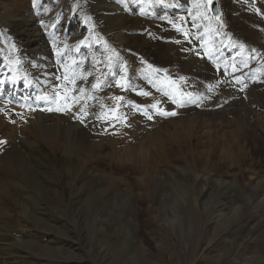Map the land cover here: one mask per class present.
I'll return each instance as SVG.
<instances>
[{
    "label": "rangeland",
    "instance_id": "obj_1",
    "mask_svg": "<svg viewBox=\"0 0 264 264\" xmlns=\"http://www.w3.org/2000/svg\"><path fill=\"white\" fill-rule=\"evenodd\" d=\"M49 1L0 0V23H4L6 9L21 16L37 8L38 14L44 12L41 28L47 20L50 25L62 22L70 13L72 21L81 25V34L76 32L80 39H74L71 31L64 34L68 38L66 46L49 37H45L47 41L44 38L43 47L50 48L47 51L54 57V67L57 65L58 69L57 82L52 88L66 95L67 102L74 101L73 80L88 75L90 68L95 70L100 86L87 88L94 97L83 91V111L71 119L87 132L89 141L84 142L86 135L72 132L66 141L57 142L56 147L46 142L44 154L38 151L39 144L44 145L42 142H8L9 137L22 130L29 114L13 109L5 111L6 107L0 112L5 116L0 120V141H4L0 144V157L8 151L16 152V157L10 159L11 163L6 164L5 169L12 174V182L24 183L12 188L3 186V191L1 186L0 201L9 200L13 194L14 201L29 206L31 214L37 218L35 223L25 218L20 220L19 215L29 216V211L25 207L16 208L14 201L11 205H1L5 213L0 217L9 225H0V244H3L0 254H21L22 243L28 242L22 234L31 231L36 234L31 237L36 245L59 250L57 254L42 251L34 258L28 255L34 252L25 244L22 251L27 257H23L30 261L36 259L39 264H80L73 261L72 256H83L90 264H126L131 257L132 264H264V208L261 207L264 205L260 203V200L264 201V9L260 8L264 6V0H211V5L213 1L218 4L215 17L208 0H184L175 6H172L173 0H154L155 6L161 4L174 9L171 13L173 22H166L172 34L165 35L160 31L162 21L157 16L144 18L148 24L137 28V32L121 33L126 39V44L119 43L121 48L117 46L114 29L102 30L101 15L96 4L93 6L94 0H60L59 8H56V0L46 7ZM115 3L118 0H112L109 9H105L110 16L115 14ZM180 4L184 6L179 7ZM256 9L260 10L259 14ZM10 32V27L0 26V52L7 47L10 57L19 60L15 56L17 44L13 39L21 38ZM132 35H137L139 40L132 39ZM3 38L9 39L1 41ZM158 44L174 47L178 53L174 56L180 60H187L191 53L209 62L198 48L202 44L208 55L215 59L213 63L209 62L214 68V79H204L197 68L185 69L173 60L163 65L162 59L169 56H164ZM216 50L220 57L214 55ZM219 63L231 67L232 72H222ZM246 71L250 75L243 81L230 83V78H235L231 74ZM75 75L80 77L77 79ZM52 103L47 102L45 111L49 117L57 118V114L67 112L65 107L63 111H56L57 106H49ZM157 109L176 114L165 116ZM188 110H199L202 115L197 119L201 121L184 119L182 116L188 115ZM241 120L246 122L243 126H240ZM212 123H215L214 127ZM10 124L14 129H6ZM237 139L241 145L239 150L235 147ZM2 172L0 168V178ZM50 185L53 191L61 192V203L58 208L55 205L42 214L44 210L37 202L44 199L45 189L42 188L49 190ZM31 189L32 197L26 194ZM68 214L74 220L70 221ZM36 223L46 227L38 225V228ZM14 228L19 229L18 232ZM101 250L105 259L97 257ZM53 257H57V261L54 262Z\"/></svg>",
    "mask_w": 264,
    "mask_h": 264
},
{
    "label": "bare ground",
    "instance_id": "obj_2",
    "mask_svg": "<svg viewBox=\"0 0 264 264\" xmlns=\"http://www.w3.org/2000/svg\"><path fill=\"white\" fill-rule=\"evenodd\" d=\"M52 1V2H51ZM49 1V4L46 5L49 6L50 4L53 3V0ZM58 6L56 8L61 7V3L60 0H56L55 1ZM89 2V1H88ZM154 0H118V3H115L116 6V11H115V15L114 16H110L107 11L105 9L108 8V6H110L112 4V0H94V5L96 4V8L99 12V14L101 15L99 17V19L102 21V24L100 26H102V30H110V29H114L117 32L116 35V40L117 42V46L119 45V43H122L121 45L126 44L125 43V38L122 36L121 33H124L125 31H133L137 32L136 29L137 28H142V26H144L147 22L144 21V18H148V17H156L160 18L162 16V18H160V21H162V24L159 25L160 26V31L162 33H164L165 35L169 33V35H171V31L169 30V26L167 23H170L171 20V13H173L174 9L172 8V6H175L177 2H185L184 0H173V5L171 3L172 6H162L161 4L159 5H154L153 4ZM250 2V1H248ZM228 4V2H226ZM254 3V2H253ZM259 3V2H258ZM83 4V2H82ZM185 4V3H184ZM184 4H180L179 7H181L182 5L184 6ZM202 5V3H201ZM230 4H228L227 6H229ZM53 6H55L53 4ZM89 6V5H88ZM231 6V5H230ZM226 7V6H225ZM103 8V11L101 13V10ZM261 9H264V6H260ZM63 8H61L60 10H62ZM109 9V8H108ZM167 9V10H166ZM222 9V8H221ZM165 10V12L163 11ZM179 10V9H178ZM6 12H4V16H3V20L4 23H0V26H5V27H10L12 29V33L16 34L19 38H21L20 40L17 39H13L15 41V43L17 44L16 50L17 52L15 53L16 57H19V60H14L13 58H11L10 54L7 53V47H5L1 52H0V112L3 111V109L5 108V111L7 110H15V111H22L23 113H26L27 115L29 114L30 116L27 117V123L22 126V130H20L19 133H17V135L13 136V137H9L8 138V142L9 141H13V142H32L30 144H33V142L39 144L38 142H42L44 145L39 144V147L36 146V144L34 143V148L38 147V151H40L41 153L44 154V151H46V147L47 144L49 142H51V144H55L57 142H64L66 141L68 135L70 133L74 134L75 132H79V136L82 135H86V131H84L83 129H81L78 124L72 122V118L82 109V107L84 106V100H85V94H83V91H86L87 93L88 91V87L93 85H98L99 81L96 79L97 75L95 74V70L91 69L88 71V75L84 76L82 75V78L80 76L79 80H73V82L75 81V92L73 97L75 98L74 101H70L67 102L66 95H63L62 92L59 91H55L53 87V84H56L57 81L56 78L58 77V69H57V65L54 67V62L52 58V55L49 51L48 48L43 47V43L46 40L45 37H49L51 38L53 42L56 43H61V44H66V40L68 38H65L64 34H67L66 32L71 31L73 33L72 37L74 39H80V37L77 36L76 32H80L81 34V25H79V23H75V21H72V15L69 13L65 16L64 21L62 20V22H56L50 25L49 21L47 20L46 25H43L42 28L40 27L41 22L40 20L45 19L42 18V13L44 14V12H41V14H38V9L36 8L34 11H30L27 13H23L21 16H16L12 14L11 10H5ZM65 12V11H64ZM67 13V11H66ZM130 13H132V15H130ZM143 13V14H141ZM112 14V13H111ZM162 14V15H161ZM48 15V14H47ZM65 15V14H64ZM207 15V14H206ZM46 16V15H45ZM141 16V17H139ZM174 16V14H173ZM80 17V16H79ZM167 17V19H166ZM204 17V16H203ZM207 17V16H206ZM84 18V17H83ZM254 18V17H253ZM100 21V22H101ZM167 22V23H166ZM173 22V21H172ZM208 22V21H207ZM43 23V22H42ZM210 23V22H209ZM45 24V23H44ZM148 24V23H147ZM211 24V23H210ZM85 25V24H84ZM158 26V25H157ZM156 26V27H157ZM212 27V26H211ZM241 27V26H240ZM47 29L45 31L44 34L41 33V30ZM169 30V31H168ZM212 30V29H211ZM84 31V30H83ZM113 31V30H112ZM215 31V30H214ZM3 32V31H2ZM8 32V31H7ZM70 32V33H71ZM11 33V32H10ZM11 33V34H12ZM4 34V33H3ZM145 34V33H144ZM174 34V33H173ZM45 35V36H44ZM125 35V34H124ZM6 36V35H5ZM133 38L132 39H136L137 41L139 40L137 35H132ZM176 36V35H175ZM12 37V36H11ZM45 38V40H44ZM48 38V39H49ZM173 38V37H172ZM1 39V38H0ZM6 39L9 38H3L1 41H5ZM112 39V38H111ZM164 39V38H163ZM47 41V40H46ZM45 41V42H46ZM114 41V40H113ZM134 41V40H133ZM164 41H166V39H164ZM159 42V41H158ZM69 43V42H68ZM113 43V42H112ZM47 44V43H46ZM114 44V43H113ZM171 44V43H169ZM100 45V44H99ZM66 46V45H65ZM116 46V45H115ZM157 46H159L160 50L162 53H164V56H169L167 58H163L162 63L163 65L166 66V64H168L171 60L179 62L182 64V66L185 69H192V68H197L200 72L201 71V77L204 79H208V80H212L214 79V68L213 66L207 62L206 60L201 59L200 57L196 58L194 57L191 53H188V58L187 60H180V58H176L174 55L176 54V56L178 55V53L176 51H174V47L172 46H168V44L162 45V44H158ZM10 47V46H8ZM60 47V46H59ZM119 48H121L120 46H118ZM133 47V46H130ZM102 48V47H101ZM117 48V47H116ZM118 48V49H119ZM15 49V48H14ZM126 49V48H125ZM157 49V48H156ZM66 50V49H65ZM73 50V49H72ZM10 51V50H9ZM13 51V49H12ZM10 51V52H12ZM61 51V50H59ZM67 51V50H66ZM80 51V50H79ZM158 51V50H157ZM217 51V50H216ZM219 51V50H218ZM15 52V51H14ZM69 52V51H68ZM83 51H81L82 53ZM175 52V53H174ZM58 53V52H57ZM80 53V54H81ZM89 53V52H88ZM87 53V54H88ZM154 53V52H153ZM180 53V52H179ZM212 53V52H211ZM210 53V54H211ZM13 54V53H12ZM64 54V53H63ZM62 56H65V54ZM73 54V53H72ZM183 54V53H182ZM227 54V53H226ZM71 55V54H70ZM69 55V56H70ZM85 55V52H84ZM163 55V54H162ZM173 55V56H170ZM186 55V54H185ZM54 56V55H53ZM74 56V55H73ZM92 56V55H91ZM90 56V57H91ZM72 57V56H71ZM87 57V56H85ZM73 58V57H72ZM91 60V59H89ZM73 61V60H72ZM94 61V60H93ZM92 61V62H93ZM70 62V61H67ZM90 62V61H89ZM91 63V62H90ZM161 63V67L162 66ZM263 63V62H262ZM68 64V63H67ZM71 64V63H70ZM94 64V63H93ZM84 65V64H83ZM67 66V65H66ZM94 66V65H93ZM65 67V66H64ZM92 67V66H91ZM68 68V67H67ZM75 68H78L75 67ZM74 68V69H75ZM175 68V67H174ZM218 69V68H217ZM67 70V69H66ZM76 71V70H75ZM164 71V70H163ZM77 72V71H76ZM118 72V71H117ZM217 72V70H216ZM71 73V71H70ZM199 74V73H198ZM216 74V73H215ZM218 74V73H217ZM61 75V74H60ZM68 75V74H67ZM66 75V76H67ZM70 77L72 76L71 74H69ZM65 76V77H66ZM76 76V75H75ZM76 76V78L78 79V77ZM110 76V75H109ZM192 76V75H190ZM219 76V75H218ZM258 76V75H257ZM68 77V76H67ZM200 77V78H201ZM98 78V77H97ZM198 78V77H197ZM217 78V76H216ZM219 78V77H218ZM67 79V78H66ZM71 79V78H69ZM199 79V78H198ZM68 80V79H67ZM122 79H120L121 81ZM70 81V80H69ZM72 81V80H71ZM124 82V81H123ZM259 83V82H258ZM115 85V83H114ZM100 86V85H98ZM209 86V85H208ZM97 88V86H96ZM101 89V87H99ZM241 88V86H240ZM95 89V88H94ZM109 90L111 89V85L108 88ZM107 89V90H108ZM131 89V88H129ZM221 89V88H220ZM259 89V88H258ZM83 90V91H81ZM97 90V89H96ZM95 90V91H96ZM91 91V89H90ZM59 92V93H57ZM102 92V91H101ZM105 92V91H104ZM108 92V91H106ZM105 92V93H106ZM153 92V91H152ZM90 93V92H89ZM257 93V92H256ZM161 94V93H160ZM261 94V93H260ZM259 94V95H260ZM89 95V94H88ZM253 95V94H252ZM91 97H94L91 93L90 95ZM88 96V97H89ZM153 97H155L154 95H152ZM159 97V96H158ZM157 97V98H158ZM70 98V97H68ZM261 98V97H260ZM84 99V100H83ZM87 99V98H86ZM97 100V99H96ZM263 100V99H262ZM48 101H52V104H49V106H57L60 108L65 107L66 109V113L64 114H57V118L56 117H49L45 111L48 109ZM93 101V100H92ZM109 101V100H108ZM94 102V101H93ZM125 103V102H124ZM95 104V103H94ZM100 105V104H99ZM185 105V104H184ZM261 105V103L259 104ZM68 106V107H66ZM98 106V105H97ZM116 106H118L116 104ZM122 106V105H121ZM22 107V108H20ZM168 107V106H167ZM92 109L94 108L93 106L91 107ZM119 108V107H118ZM122 109V108H121ZM186 109V108H185ZM212 109V108H211ZM94 112V111H93ZM97 112V111H96ZM252 112V111H251ZM90 113V112H89ZM95 113V112H94ZM188 115L184 114L185 116H182L184 119L186 120H192V121H198L200 122L197 117H200L202 114H200L199 110H188L187 111ZM88 114V113H87ZM206 114V113H203ZM72 115V116H71ZM79 115V113L77 114ZM209 115H212L211 113ZM216 115V114H215ZM208 116V115H206ZM5 116L3 114H0V120L2 118H4ZM84 117V116H83ZM163 117V116H162ZM181 117V118H182ZM203 119V116L201 117ZM200 118V119H201ZM22 120V119H21ZM163 120V119H162ZM213 121V118H212ZM214 122V121H213ZM245 120H241V125L243 126L245 124ZM4 124V123H3ZM215 123H212V127H214ZM23 125V124H22ZM202 125V124H201ZM4 126V125H3ZM7 126V125H6ZM162 126H164L162 124ZM188 128V127H187ZM202 128V127H200ZM8 130H12L14 129V127L10 124L8 125V127L6 128ZM243 129V128H242ZM86 130V129H85ZM150 132V131H149ZM6 133V132H5ZM84 134V135H83ZM240 134H242V132L240 131ZM154 136V135H153ZM155 136H157V134H155ZM154 136V137H155ZM23 137V138H22ZM31 137L34 138V140L31 139ZM77 137V136H76ZM85 137V136H84ZM161 137V136H159ZM174 137V136H173ZM76 139V138H75ZM81 139V138H80ZM158 139V137H157ZM82 141V140H81ZM89 140H87V135L84 138V142H87ZM157 141V140H155ZM48 142V143H46ZM79 142V140H78ZM45 143H46V147H45ZM81 143V142H80ZM92 143V142H91ZM146 143V142H145ZM161 143V142H159ZM50 144V145H51ZM85 144V143H84ZM60 145V144H59ZM66 145V144H65ZM80 145V144H79ZM103 145V144H102ZM187 145V144H185ZM184 145V146H185ZM77 146V145H76ZM81 146V145H80ZM183 146V147H184ZM64 146L62 145V148ZM85 147V145H84ZM89 147V145H88ZM97 147V146H96ZM99 147V145H98ZM143 148V150L145 149L144 145L141 146ZM235 147L238 148V150L241 148V145L238 143V139L236 140L235 143ZM75 148V147H74ZM82 148V147H81ZM87 148V147H86ZM100 148V147H99ZM139 148V147H138ZM186 148V147H185ZM72 149V148H71ZM101 149V148H100ZM183 149V148H182ZM51 150V149H50ZM55 150V149H54ZM78 150H79V146H78ZM81 150V149H80ZM88 150V149H87ZM140 151L142 149H139ZM195 150V149H194ZM37 151V152H38ZM69 151V150H68ZM76 151V150H75ZM84 151V150H83ZM86 151V150H85ZM91 151V150H89ZM86 151V152H89ZM135 151H138L135 149ZM3 152V151H2ZM56 152V151H55ZM54 152V153H55ZM71 152V151H70ZM82 152V151H80ZM134 152V151H133ZM4 153V152H3ZM50 153V152H49ZM57 153V152H56ZM69 153V152H68ZM76 153V152H75ZM129 153V152H128ZM181 153V152H180ZM179 153V154H180ZM20 154V152H19ZM39 154V153H38ZM59 154V152H58ZM70 154V153H69ZM68 154V155H69ZM73 154V152L71 153ZM100 154V153H99ZM141 153H139L140 155ZM143 154V153H142ZM141 154V155H142ZM165 154V153H164ZM188 154V153H187ZM190 154V153H189ZM16 152L15 151H8L6 152L3 156L0 157V168H2L3 172H2V178H0V187L2 186L1 191H3L4 187L3 186H9L10 188L12 187H17L18 184H24L21 180V182H16L14 183L11 181L12 180V174L7 172V169H5V165L11 163V158H15L16 157ZM40 155V154H39ZM42 155V154H41ZM40 155V156H41ZM60 155V154H59ZM67 155V154H66ZM94 155V154H93ZM46 156V155H45ZM44 156V158H45ZM51 156V155H50ZM70 156V155H69ZM91 156V155H90ZM88 156V157H90ZM129 156V155H128ZM132 156V155H130ZM134 156V154H133ZM135 156H137L136 152H135ZM185 156V155H184ZM55 157V156H54ZM53 157V158H54ZM186 157V156H185ZM184 157V158H185ZM32 158V157H31ZM52 158V157H51ZM63 158V157H61ZM94 158V157H93ZM92 158V159H93ZM147 158V157H146ZM71 159V158H70ZM32 160V159H31ZM35 160V159H34ZM32 160V161H34ZM60 160V159H59ZM83 160V159H82ZM89 160H91V158H89ZM37 162V160H35ZM34 161V162H35ZM39 161V160H38ZM44 161V160H43ZM46 161V160H45ZM66 161V160H65ZM130 161V160H129ZM128 161V162H129ZM150 161V160H149ZM70 162V161H69ZM144 162V161H142ZM141 162V163H142ZM41 163V162H40ZM38 163V164H40ZM81 163V162H80ZM147 163V161L145 162V164ZM35 164V163H34ZM49 164V163H48ZM55 164V162H54ZM57 164V163H56ZM66 164V163H65ZM73 164V163H72ZM71 164V166H72ZM77 164V163H76ZM148 164V163H147ZM146 164V166H147ZM43 165V164H42ZM47 165V164H46ZM68 165V164H67ZM66 165V167H67ZM79 165V164H78ZM49 166V165H48ZM50 167V166H49ZM48 168V167H47ZM57 168V167H56ZM154 168V167H152ZM59 169V168H57ZM69 169V167H68ZM194 169V168H193ZM48 170V169H47ZM62 170V169H61ZM71 170V169H70ZM74 170V169H73ZM146 170V169H145ZM32 171V170H31ZM49 171V170H48ZM80 171V170H79ZM58 172V171H57ZM61 172V171H60ZM84 172V171H83ZM147 172V171H146ZM45 173V172H44ZM148 173V172H147ZM180 173V171H179ZM183 173V172H182ZM84 174V173H83ZM145 174V173H144ZM181 174V173H180ZM38 175V174H37ZM49 175V174H48ZM52 175V174H51ZM55 175V174H54ZM100 175V174H99ZM107 175V174H106ZM43 176V174H42ZM41 176V178H42ZM46 176V175H45ZM63 176V175H62ZM80 176V175H79ZM87 176V175H86ZM105 176V175H104ZM180 176V175H179ZM52 177V176H51ZM54 177V176H53ZM71 177V176H69ZM91 177V176H90ZM143 177V176H142ZM148 178V176H146ZM145 177V178H146ZM154 179V175L152 176ZM164 177V176H163ZM59 178V176H58ZM77 178V177H76ZM144 178V177H143ZM39 179V178H38ZM55 179V178H54ZM60 179V178H59ZM68 179V178H66ZM41 180V179H40ZM57 180V179H56ZM70 180V179H69ZM72 180V179H71ZM144 180V179H143ZM159 180V179H158ZM67 181V180H66ZM85 181V180H84ZM106 181V180H105ZM259 181V180H258ZM55 184V180L53 181ZM68 182V181H67ZM75 182V181H74ZM94 182V181H93ZM112 182V181H111ZM119 182V181H117ZM122 182V181H121ZM147 182V180H146ZM199 182V181H198ZM46 183V182H45ZM44 183V186H45ZM52 183V182H50ZM78 183V182H77ZM158 183V182H157ZM80 184V183H79ZM78 184V185H79ZM111 184V183H110ZM113 184V183H112ZM185 184V183H184ZM183 184V185H184ZM261 184V183H260ZM53 185V184H52ZM58 185V184H57ZM83 185V184H80ZM109 185V184H108ZM192 185V184H191ZM49 186V185H48ZM47 186V187H48ZM64 186V185H63ZM76 186V185H75ZM85 186V184H84ZM113 186V185H112ZM154 186V185H153ZM186 186V185H185ZM196 186V185H195ZM78 187V186H77ZM110 187V186H109ZM116 187V186H115ZM120 187V186H119ZM62 188V187H61ZM85 188V187H84ZM88 188V186H87ZM261 188V187H260ZM18 189V188H17ZM45 189V191H43V197L44 199L39 200L37 203V205L42 206V210H44V213H48L50 207L54 208L53 206L56 205V207L58 208V205H60L61 203V192L58 191H53L51 189V185L49 190H47L46 188H42ZM58 189V188H57ZM56 189V190H57ZM67 189V188H66ZM76 189V188H75ZM92 189V188H91ZM104 189V188H103ZM182 189V188H181ZM227 189V188H226ZM13 190V189H12ZM15 190V189H14ZM38 190V189H36ZM63 190V189H62ZM81 190V189H80ZM41 191V190H40ZM79 191V190H78ZM113 191V190H112ZM203 191V190H202ZM42 192V191H41ZM77 192V190L75 191V193ZM86 192V191H85ZM195 192V191H194ZM205 192V191H204ZM203 192V193H204ZM12 193V192H11ZM34 192L32 191V189L30 190L29 194L32 197V194ZM72 193V192H71ZM90 193V192H89ZM94 193V192H93ZM113 193V192H111ZM37 194V193H36ZM42 194V193H41ZM80 194V193H79ZM78 194V195H79ZM82 194V193H81ZM17 195V193H16ZM21 195V192H20ZM40 195V194H39ZM203 195V194H202ZM18 196V195H17ZM41 196V195H40ZM74 196V194H73ZM76 196V195H75ZM158 196V195H157ZM19 197V196H18ZM34 197V196H33ZM39 197V196H38ZM218 197V196H217ZM20 198V197H19ZM65 198V195H64ZM77 198V196H76ZM81 198V197H80ZM15 197L13 194H10V199L9 200H2L0 201V215L1 213H5V211L3 210V208L1 209V205H11V203L14 201ZM24 199V198H23ZM28 200V199H27ZM32 200V199H30ZM34 200V199H33ZM78 200V199H77ZM81 200V199H80ZM197 200V199H196ZM63 201V200H62ZM79 201V200H78ZM263 205H264V201L260 200ZM15 202V207L16 208H21V207H25L28 209L29 211V216H25L24 214H20V220L22 218H25L27 220H31V222L35 223L36 215L35 214H31V210L28 207L24 206L22 201H14ZM26 202V201H25ZM29 202V201H28ZM27 202V203H28ZM81 202V201H80ZM101 202V201H100ZM63 203V202H62ZM36 204V202H35ZM74 204V203H73ZM76 204H78V202L75 203V206H77ZM103 204V203H102ZM30 205V203L28 204ZM106 205V204H105ZM208 205V204H207ZM219 205V204H218ZM224 205V204H223ZM33 206V205H32ZM68 206H70V204H68ZM72 206V204H71ZM35 207H37L35 205ZM132 207V206H131ZM205 207V206H204ZM264 208V206H261ZM205 209V208H204ZM232 209V208H231ZM237 209V208H236ZM41 210V209H40ZM39 210V211H40ZM51 210V209H50ZM58 210V209H57ZM206 210V209H205ZM219 210V209H218ZM34 211V210H33ZM59 211V210H58ZM75 211V210H74ZM166 211V210H165ZM231 211V210H229ZM35 212V211H34ZM38 212V211H37ZM76 212V211H75ZM71 213V211H70ZM78 213V212H76ZM224 213V212H223ZM222 213V214H223ZM79 214V213H78ZM127 214V213H126ZM197 214V213H196ZM216 214V213H215ZM219 214V213H218ZM69 215V214H68ZM44 216V215H43ZM73 216V214H72ZM139 216V215H138ZM198 216V215H197ZM18 217V216H17ZM68 218L73 219V217H71L70 215L68 216ZM6 219V218H5ZM12 220V219H11ZM19 220V221H20ZM74 220V219H73ZM92 220H94L92 218ZM109 220V219H108ZM13 222V220H12ZM25 222V221H24ZM59 222V221H58ZM74 222V221H73ZM86 222V220H84L83 224ZM109 222V221H108ZM130 222V221H129ZM124 223V222H123ZM128 223V222H127ZM222 223V222H221ZM90 224V223H89ZM0 225L4 226H8L9 222L5 221L4 219H1L0 217ZM20 225V223L18 224ZM22 225V224H21ZM20 225V226H21ZM32 225V224H31ZM37 227L38 225H42L45 226L44 224H35ZM229 225V224H228ZM1 226V227H2ZM33 226V225H32ZM79 226V225H78ZM92 226V225H91ZM134 226V224L132 225ZM46 227V226H45ZM39 228V227H38ZM49 228V227H48ZM76 228V227H75ZM79 228V227H78ZM95 228V227H94ZM102 228V227H101ZM164 228V227H163ZM254 228V227H253ZM252 228V229H253ZM2 229V228H1ZM5 229V228H4ZM16 230V228H14ZM27 229V228H26ZM14 230V232H15ZM19 230V229H17ZM16 230V231H17ZM23 230V229H22ZM65 230V229H64ZM104 230V229H103ZM13 231V230H12ZM124 231V230H123ZM127 231V230H126ZM1 232V231H0ZM9 232V231H8ZM18 232V231H17ZM39 232V231H38ZM42 232V231H41ZM79 232V231H78ZM92 232V231H91ZM118 232V231H117ZM116 232V233H117ZM120 232V231H119ZM118 232V233H119ZM13 234V232H11ZM36 233V231H35ZM40 233V232H39ZM101 233V232H99ZM105 233V232H104ZM2 234V233H1ZM15 234V233H14ZM43 234V233H40ZM138 234V233H137ZM23 238L27 237L28 242H24L22 243L21 249L25 250V244L26 247L34 252V253H28V255H32L35 256L34 258H38L41 254V252L43 251V253H48V254H57L56 249L52 248L51 246L47 247V246H40V245H36L34 240L31 239V237H34L36 234H32L31 231L30 232H24L22 234ZM47 235V234H46ZM103 235V234H102ZM115 235V234H114ZM9 236V235H8ZM39 236V235H38ZM4 238L5 235H4ZM10 238V237H9ZM7 238V240L9 239ZM22 238V240H23ZM42 238V237H41ZM45 238V237H44ZM43 238V239H44ZM91 238V236L89 237ZM97 236L95 237V240ZM103 238V237H102ZM14 239V237H13ZM12 240V239H11ZM30 240V241H29ZM47 240V239H46ZM48 240H50V238H48ZM54 240V239H53ZM94 240V239H93ZM10 241V239H9ZM51 241H52V237H51ZM7 243V242H6ZM21 243V242H20ZM53 243V242H52ZM63 243V242H62ZM71 243V242H70ZM15 244H12V246ZM83 245V244H82ZM0 246H3V244H0ZM72 246V245H71ZM8 247V246H7ZM10 247V246H9ZM210 247V246H209ZM79 248V247H78ZM116 249V247L114 248V250ZM118 249V248H117ZM116 249V250H117ZM10 250V249H9ZM21 250V254H17V256H14V254H0V264H16L17 262H22V263H26V262H34V264H39L40 262H37L36 259H32L31 261L28 258H24L27 257L26 253H24V251ZM27 250V249H26ZM76 250V249H75ZM82 251V250H81ZM118 251V250H117ZM7 252V251H6ZM100 252V251H99ZM9 253V252H8ZM11 253V252H10ZM24 253V254H23ZM37 253V254H35ZM42 253V254H43ZM81 253V252H80ZM127 253V252H126ZM6 254V253H5ZM77 254V253H76ZM79 254V253H78ZM82 254V253H81ZM122 254V253H121ZM119 255V254H118ZM24 256V257H23ZM111 256V255H110ZM98 258L101 259H105V255H103V250H101L100 252V256H97ZM30 258V257H29ZM57 257H53L54 262L57 261L55 260ZM127 258V257H125ZM42 259V258H41ZM72 260L73 261H78L80 264H90L91 262H89L87 259L83 258V256H81L80 258L78 257H73L72 256ZM71 260V261H72ZM102 261V260H101ZM107 261V260H106ZM138 261V260H137ZM144 261V260H143ZM100 262V260H99ZM133 261V257H131L130 259H128L126 261V264H132ZM142 262V261H141ZM21 263V264H22ZM44 263V262H42ZM111 263V260H110ZM18 264V263H17ZM92 264H96V263H92ZM98 264V262H97ZM100 264H103L100 263ZM104 264H109L108 262ZM139 264V263H138ZM141 264V263H140Z\"/></svg>",
    "mask_w": 264,
    "mask_h": 264
},
{
    "label": "snow or ice",
    "instance_id": "obj_3",
    "mask_svg": "<svg viewBox=\"0 0 264 264\" xmlns=\"http://www.w3.org/2000/svg\"><path fill=\"white\" fill-rule=\"evenodd\" d=\"M208 4H209V6L211 5V0H208ZM256 11H257V13L259 14L260 13V10L259 9H256ZM196 17H193V19H195ZM241 47H243V45H241ZM253 52H255V49H253ZM257 55H259V53H257ZM237 79H239V78H237ZM119 84H120V82L119 81H117V85L119 86ZM97 85H93V87H96ZM241 90H243V89H241ZM81 91H83V90H81ZM143 95H147V93H142ZM189 96L191 95L190 93L188 94ZM114 99H117V100H119V99H121L120 97H115ZM173 102L174 103H176L177 101H175V100H173ZM66 107H68V106H66ZM153 107H156L155 105H153ZM52 109H49V111H51ZM56 111H63L64 109L63 108H60V107H57L56 109H55ZM81 111H83V109H81ZM157 111L160 113V114H162V115H165V116H168V115H175L176 113L175 112H164L163 110H161V109H157ZM149 119H151V117H149ZM2 143H4V141H0V144H2Z\"/></svg>",
    "mask_w": 264,
    "mask_h": 264
}]
</instances>
